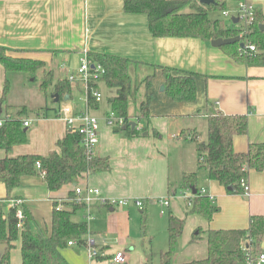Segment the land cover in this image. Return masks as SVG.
<instances>
[{"label":"crops","instance_id":"0c3cea01","mask_svg":"<svg viewBox=\"0 0 264 264\" xmlns=\"http://www.w3.org/2000/svg\"><path fill=\"white\" fill-rule=\"evenodd\" d=\"M125 1L0 0V46L9 49L14 58L41 62L44 70L51 73L47 79L53 87L59 81L69 83L71 92L69 96L65 95L68 96L67 100L71 99L72 91L77 88L84 94V107L79 109L71 105L63 108H69L70 115L87 113L98 120L99 140L93 157L108 158L110 169L89 176L79 185L98 189L106 200L127 202L125 206H104L95 202L88 209L87 215L81 212L73 216V222H80L85 216H90V219H86L89 230L87 239L94 242L100 256L89 259L85 246H67L61 253L68 264H76L72 262L73 257H84L87 264H99L102 261L108 264L116 252L122 251L114 249V252L116 244L112 243L113 240L115 242L122 238L125 247L131 246L128 240L131 236L135 237L131 223L137 220V213L142 215L152 209H157L160 217L168 212L184 219V237L187 218L197 217L188 213L195 192L183 184L185 175L197 171L196 147L187 136L193 131L201 136L196 122L205 120L208 125L209 112L246 117V134L236 135L232 140L236 153H246L250 145L264 143V66L230 58L222 47L232 44L215 48L211 45L213 40L203 42L195 38L154 37L149 30L147 15L126 12ZM246 1L264 16V0ZM237 7V1L227 3L223 12H227L229 16H224L221 12L224 19L229 18L228 25H225L236 29L247 27L238 18ZM220 20L224 22L223 19ZM233 20L237 22L234 23ZM236 43L242 42L239 39ZM242 49L238 46V56L248 55L241 52ZM84 50L87 56L109 55L128 60L127 74L131 81V93L127 112L131 121L137 116L146 93L151 96L148 120L137 123L140 130L146 129V136L143 133L129 138L106 125L105 118L112 112L110 101L117 96L115 89H111L114 96L107 101L108 109L100 111L103 95L99 85L104 84L102 81L93 84V88L102 96L101 101L89 105L82 85L67 80L76 73ZM164 68L173 70L172 76L180 73L193 76L196 93L194 101L176 102L164 92ZM7 75L0 64V119L17 118L19 111L16 108L14 115L8 113L6 98L1 103ZM133 81L140 86H135ZM53 92L51 98L55 103L57 94ZM56 103H60L59 100ZM130 103L134 107L132 112ZM61 109L62 107L56 109L45 106L37 111V118L33 120L37 128L32 132H28L31 120L26 119L25 110L21 122L22 126L24 121L30 123L28 127L23 126L24 131H27V143L14 146L9 153L0 150V160L6 156L45 157L56 151L57 141L72 132L59 118ZM49 110H54L51 117ZM98 112L101 114H97ZM201 141L206 142V139ZM246 181L249 195L244 198L228 194L217 182L208 180L205 171H197V191L202 196H209L218 208L211 222L207 223V229L245 230L251 216L264 217V171L250 170ZM71 190L72 186H65L58 192H50L41 176H33L23 178L21 186L13 191L12 196L20 199L29 212L32 232L45 233L51 226L54 202L62 204L67 201ZM5 198L6 189L0 183V205ZM162 198L169 199V206L164 209L163 215L160 213L162 208L157 203ZM136 200L143 202L142 210L134 205ZM7 210L8 206L5 208L6 213ZM193 221L200 223L196 218ZM195 236L196 234L191 239L188 237L187 241L184 240L186 245H193L190 241ZM143 237L145 241V233ZM73 247L84 251L73 252L70 250ZM263 250L264 244L260 252L264 255ZM148 251L149 253L143 251L144 255H141L136 264H152L149 263L152 253L150 249ZM68 252L72 257L67 256ZM164 252L159 251L157 264H160L159 255ZM134 256L126 253L125 264H133ZM8 260L9 264H22L20 240L13 243V248L8 252Z\"/></svg>","mask_w":264,"mask_h":264},{"label":"trees","instance_id":"16d2710c","mask_svg":"<svg viewBox=\"0 0 264 264\" xmlns=\"http://www.w3.org/2000/svg\"><path fill=\"white\" fill-rule=\"evenodd\" d=\"M230 1L241 0H214L213 4L207 6L200 4L198 0H126L124 10L128 13L146 14L149 30L154 37L158 38H195L210 42L218 38L239 37L244 45L254 46L256 52L238 56L239 44L234 43L222 47L227 55L243 63H257L264 66V30H260V26L264 25V16L261 12L254 10L252 23L237 29L226 26L220 19H210L209 13L225 11ZM10 52L9 49L0 46V64L5 72L34 74L42 70L44 77L39 89L46 93L51 84L47 79L51 73L44 70L41 62L14 58ZM87 58L92 63L100 64L104 69V75L99 81H102L107 88L116 90L117 96L112 102L110 101V105L115 116L124 119L125 129L115 128L114 132L123 133L129 138L143 134L146 129H131L129 123H141L148 120L151 96L146 93L137 116L131 121L127 112L131 93V81L127 74L128 60L97 54H88ZM172 72L171 69H163L164 92L176 102L194 101L196 93L193 76L183 73L172 76ZM146 80L148 90L149 78ZM7 91L6 80L1 103L4 102ZM70 92L69 83L59 81L54 86L53 93L58 95L59 102L65 95L69 96ZM88 103L91 105L96 102L89 98ZM24 114L25 109H19L17 118L5 119L0 128V150L9 153L14 146L27 143V131H24L21 122ZM246 132V117L224 116L209 112L206 142L201 141L195 131L187 136L196 147L197 171H205L208 180L217 182L228 194L244 198L247 197L246 191L240 182L243 180L247 183L246 178L250 170L264 171V143L250 145L246 153H236L233 150V137L245 135ZM56 148V151L45 157L21 155L6 156L0 160V183H3L6 189V198L0 205V246H6L0 264H9L8 252L13 248V243L18 240H20L22 264H68L61 253L67 248L68 243L73 242L79 247L86 245L89 235L87 216L80 222L72 220L76 213L82 212L83 215L87 213L85 204L74 202V187L84 182L89 176L107 172L110 169L109 160L100 157L88 158L81 145V137L76 132H69L64 138L58 140ZM37 162L40 164V169H36ZM197 171L183 177L184 186L195 192L188 207V213L210 223L213 215L218 212V208L209 196H202L197 191ZM42 172L45 174L43 180L48 191L55 193L65 186H72V190L59 210H56L57 203L54 202L49 231L33 233L32 218L23 205L8 207L7 213L5 208L10 202L20 200L13 197L12 193L21 186L23 178L41 176ZM101 205L110 206L107 203ZM18 209L22 213L21 221L16 217ZM19 223L20 227H18ZM184 223V219L177 218L171 213L168 215V249L159 255L160 264H172L176 245L183 235ZM142 233H144V227ZM204 233L206 257L179 264H246L244 245L248 240L252 243L253 257L261 252V246L264 244V217L251 216L249 226L245 230L207 229ZM199 234L200 231L190 243H195Z\"/></svg>","mask_w":264,"mask_h":264},{"label":"rangeland","instance_id":"374dc122","mask_svg":"<svg viewBox=\"0 0 264 264\" xmlns=\"http://www.w3.org/2000/svg\"><path fill=\"white\" fill-rule=\"evenodd\" d=\"M229 7L233 8L232 5H230ZM209 17L211 19H215L218 17L220 19H223L225 24L228 25L229 23V18L224 19L221 16V12L219 11L209 13ZM240 25L241 24H239V26ZM53 69L55 70L54 66ZM42 72H43L42 70H38L34 74L25 73V72H8L7 75V82H8V91L6 95V102L8 105L7 112L14 115L16 108L25 109L26 119L31 120L30 122L31 126L28 129V132H32L37 128L36 122L33 120H36L37 118L36 116L37 111H41L45 106L50 108L55 107L56 109L57 107L63 108L65 106H71V105L79 109H82L84 107L83 106L84 94L83 93L81 94V92L77 88H75L72 91L70 100H62L60 103H53L51 94L54 90V87L50 85L46 90L45 94H43V92L39 89L40 84L43 82ZM61 74L62 73H60L59 76H61ZM133 83L137 87L138 85L140 86V84L136 81H133ZM99 90L103 95V101L100 105V111H101L104 109H108L107 101L114 96V91L106 88L105 85L101 83L99 85ZM130 109L131 112L134 109L132 103H130ZM48 112H49V117L53 116L54 110H49ZM97 114H101V112H98ZM196 123H197L196 128L198 129V132L201 135L200 136L201 140H205V139L207 140L206 138L207 124L205 120H197ZM44 131L46 132L45 129ZM169 214L170 213L166 212L163 217H160L157 209L146 211L145 214H143V216L137 213L136 215L137 220L131 223L133 227V234L135 235V237L131 236L130 238L131 240L130 239L128 240V243L131 246L125 247L124 242L121 241L122 238L121 239L118 238V240H115V242L113 240L112 242L113 244H116L113 250L114 249L122 250L125 253H127V255H129L130 253L134 254L135 256L133 258V264H136L139 261L141 255L143 254V251H147V253H149L148 250L150 249L152 253V258L151 261L149 260V263L157 264L159 251H166L168 249V236L166 234V223ZM194 218H196V220H199L200 223L198 222L194 223L193 221ZM143 227H144V233L146 235L145 241L143 240L144 238L142 233ZM207 228H208L207 223L204 220L199 219V217L187 218L186 226H185V234L184 237H181V239L178 241L176 245L175 248L176 255L172 261V264H177V263L179 264L191 260H199L206 257V246H205L206 243H205L204 231ZM198 230L200 231V234L198 235V239H196V242L191 246L186 245L185 241L188 240V237L189 239H191L192 235L196 234L197 236ZM149 243L150 246L148 245ZM70 250H72L73 252H76L77 250L84 251L78 247H73ZM115 251L116 250H114V252ZM67 256L72 257V254L68 252ZM72 262L76 264H87L84 257L83 258L73 257ZM99 264H106V261H102Z\"/></svg>","mask_w":264,"mask_h":264},{"label":"built area","instance_id":"2783aa9c","mask_svg":"<svg viewBox=\"0 0 264 264\" xmlns=\"http://www.w3.org/2000/svg\"><path fill=\"white\" fill-rule=\"evenodd\" d=\"M254 6L248 3L246 0H241L238 2L237 7V16L238 18L244 22L245 25H249L252 23L254 18ZM224 16H229L227 12H223ZM243 53L248 52H256V49L252 45H246L242 49ZM104 75V69L100 64L91 63V61L87 58L86 50L83 51V57L80 60V65L75 74L70 75L67 80L69 82H79L85 92V97L87 102L90 99H93L94 102L99 103L102 99L101 94L93 88V84L99 81V79ZM61 114L63 117H61ZM59 118L65 122V124L70 128L72 132H76L81 137V145L84 148L85 154L88 158L93 157L94 148L98 143V120L95 117L87 113L70 115L69 108H62L60 110ZM6 120L0 119V128L4 124ZM105 123L108 127L112 129L115 128H123L125 127V122L123 118L116 117L113 112H110L106 118ZM28 121L23 122V126H29ZM137 130H140V127H136ZM36 169H40V164L36 163ZM45 174L42 172L41 177L43 178ZM241 186L246 191V196L249 195L248 184L245 181H241ZM75 200L74 202L78 204H85L87 211L88 209L96 202L98 204H109L110 206H125L127 204L126 200H106L104 199L99 190L95 188H91L84 185H78L74 187ZM158 205L161 206V215L165 213L164 209L169 206V199L162 198L157 201ZM22 205L21 200L12 201L8 204L9 208L19 207ZM134 205L138 210L143 209V202L140 200L134 201ZM61 208V203H57L56 210ZM16 217L19 221L22 220V213L18 209L16 210ZM90 219V216H87V220ZM20 223L18 227H20ZM75 243L69 242L68 246H74ZM244 252L246 256V264H264V255L259 253L255 257L253 254V247L251 240H248L244 245ZM86 252L89 259H93L99 257L100 254L94 247V242L90 239L86 240ZM126 253L124 251L116 252L108 262V264H125L126 262Z\"/></svg>","mask_w":264,"mask_h":264},{"label":"water","instance_id":"95a60500","mask_svg":"<svg viewBox=\"0 0 264 264\" xmlns=\"http://www.w3.org/2000/svg\"><path fill=\"white\" fill-rule=\"evenodd\" d=\"M199 3L207 6V5L213 4L214 0H199ZM233 22L235 23V22H237V20H233ZM260 30H264V26H260ZM238 41H239V37L231 38V39H221V38H219V39L213 40L211 42V45L213 47H215V48H218L220 46L233 44V43H236ZM239 46H240V48H244L243 43H240ZM161 89H163V88H161ZM67 99H68V96H65L64 100H67ZM57 101H58V95H55L54 102L56 103ZM129 126H130L131 129H134L136 127V123L135 122H130ZM123 129H125V127H123ZM146 135H147V133L143 134V136H146ZM5 248H6L5 245H1L0 246V260L3 257Z\"/></svg>","mask_w":264,"mask_h":264}]
</instances>
